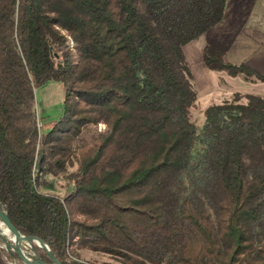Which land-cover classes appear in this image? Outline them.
<instances>
[{
	"label": "trees",
	"instance_id": "obj_1",
	"mask_svg": "<svg viewBox=\"0 0 264 264\" xmlns=\"http://www.w3.org/2000/svg\"><path fill=\"white\" fill-rule=\"evenodd\" d=\"M226 1L0 0V207L15 228L70 264L81 249L122 264H264V98L235 92L201 125L190 114L183 47ZM202 59L264 81L215 46ZM49 81L62 112L39 133L34 90ZM74 163L63 195L39 190ZM12 258L23 264L0 247V264Z\"/></svg>",
	"mask_w": 264,
	"mask_h": 264
},
{
	"label": "crops",
	"instance_id": "obj_2",
	"mask_svg": "<svg viewBox=\"0 0 264 264\" xmlns=\"http://www.w3.org/2000/svg\"><path fill=\"white\" fill-rule=\"evenodd\" d=\"M199 39L200 44L190 42L189 47H183L189 65L192 62L195 67L190 69L198 94L214 95V101L235 92L259 94L264 98L263 82L245 81L224 71L219 74L220 70L209 69L202 59L203 46L209 44L222 50L225 60L243 62L264 75V0H227L222 20ZM222 76L227 80L220 82L218 77ZM211 78L217 84L209 85L207 79Z\"/></svg>",
	"mask_w": 264,
	"mask_h": 264
},
{
	"label": "rangeland",
	"instance_id": "obj_3",
	"mask_svg": "<svg viewBox=\"0 0 264 264\" xmlns=\"http://www.w3.org/2000/svg\"><path fill=\"white\" fill-rule=\"evenodd\" d=\"M190 44H200V39L197 38L191 41ZM187 46L189 47L190 45H187ZM188 47H186L187 54H188V49H187ZM189 67L195 70V67L192 64V62H190ZM224 72L220 71L219 74H223ZM218 79L220 82H224L227 80V77L222 76L221 78L218 77ZM254 82L264 83V81H260V80H254ZM192 83H193V88L195 89L197 93V90H196L197 88H196V85L194 84L193 79H192ZM207 83L209 85L217 84L214 78L207 79ZM212 97H214V95H207L206 93L205 94L197 93L196 100L190 109L191 119L197 125L202 124V121L204 119V110L206 107L212 104L222 103L224 101L225 102L231 101L233 99V94H230L229 96H224L223 99L221 100L218 99L216 101L212 100L213 99ZM62 99H63V86L60 82H57V81H49L45 83L44 85H42L41 87L34 90L33 112L35 115L36 125L39 130V133L46 131L50 127V121L58 117L61 114ZM243 100L244 99H242V101ZM102 128H104V124L100 123L97 125V129H102ZM75 165H76L75 163L73 165L72 164L68 165L66 168L67 171L63 173L62 172L59 174L47 173L44 176V178L47 181L48 185L46 187L40 186L39 190L42 192L57 194L59 196L63 195V193L67 189H69L71 185V182L68 180V176H66V173L73 170L75 168ZM0 247L4 248L8 252L12 251V250L7 249L3 242H0ZM79 257L80 258L78 259V261L80 264H122L117 259L113 258L112 256L108 254L89 250V249L79 250ZM11 262L13 264H20L19 262H17L16 258H12Z\"/></svg>",
	"mask_w": 264,
	"mask_h": 264
},
{
	"label": "water",
	"instance_id": "obj_4",
	"mask_svg": "<svg viewBox=\"0 0 264 264\" xmlns=\"http://www.w3.org/2000/svg\"><path fill=\"white\" fill-rule=\"evenodd\" d=\"M0 212H3L5 214V218L8 222V224L10 225V227L13 229V232L11 234L2 232L0 230V242L2 241H13L14 239H20L23 235V232L28 231L30 233H32L35 238L39 241V243H34L36 246L40 247L43 252L46 254V256L49 258V260L51 261L50 263L43 261L41 258V263H45V264H70L69 262L65 261V260H60L58 258L55 257L54 253L52 252L49 244L34 230L29 229V228H15L8 217V213L6 210H3L0 207ZM10 250V249H9ZM9 253H14L17 258L24 264H39L35 261L30 260L29 258H26L24 255H21L18 252V248L17 249H13L12 251H9Z\"/></svg>",
	"mask_w": 264,
	"mask_h": 264
},
{
	"label": "bare ground",
	"instance_id": "obj_5",
	"mask_svg": "<svg viewBox=\"0 0 264 264\" xmlns=\"http://www.w3.org/2000/svg\"><path fill=\"white\" fill-rule=\"evenodd\" d=\"M0 230L8 234H11L13 232V229L8 224L5 218V214L3 212H0ZM2 242L4 243L7 249L13 250L12 248H18V252L21 255H24L26 258H29L30 260L35 261L39 264H45L41 263L39 255L35 252L33 248L34 243H39V241L35 237L23 233L20 239H14L10 242Z\"/></svg>",
	"mask_w": 264,
	"mask_h": 264
}]
</instances>
